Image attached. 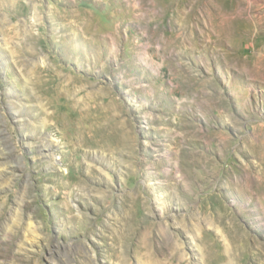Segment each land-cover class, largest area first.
I'll use <instances>...</instances> for the list:
<instances>
[{
  "label": "rangeland",
  "instance_id": "374dc122",
  "mask_svg": "<svg viewBox=\"0 0 264 264\" xmlns=\"http://www.w3.org/2000/svg\"><path fill=\"white\" fill-rule=\"evenodd\" d=\"M0 264H264V0H0Z\"/></svg>",
  "mask_w": 264,
  "mask_h": 264
},
{
  "label": "bare ground",
  "instance_id": "6f19581e",
  "mask_svg": "<svg viewBox=\"0 0 264 264\" xmlns=\"http://www.w3.org/2000/svg\"><path fill=\"white\" fill-rule=\"evenodd\" d=\"M86 96V95H85ZM87 98V97H86ZM76 101H78L79 103H83V104H85L87 101H86V99H83V100H76ZM87 104V103H86ZM74 105V104H73ZM75 105H76V103H75ZM81 106V105H80ZM77 107V106H76ZM84 107V106H83ZM79 108V107H78ZM82 109V108H81ZM80 109V110H81ZM84 112V111H83ZM85 113V115L87 114L86 112H84ZM79 114V113H78ZM77 115V114H76ZM75 115V116H76ZM78 117V116H77ZM69 120H70V118H69ZM77 127V126H76ZM76 129V128H75ZM82 130V129H81ZM80 131V130H79ZM83 131V130H82ZM81 132V131H80ZM69 137V136H68ZM90 146V145H89ZM80 147V146H79ZM73 149V148H72ZM84 154H85V151H84ZM86 155H87V151H86ZM73 179V178H72ZM71 179V180H72ZM82 179V178H81ZM78 181V180H77ZM77 181H75V183L77 182ZM79 182H80V180H79ZM72 183H74V182H72Z\"/></svg>",
  "mask_w": 264,
  "mask_h": 264
}]
</instances>
